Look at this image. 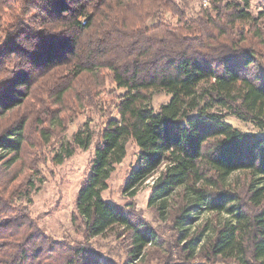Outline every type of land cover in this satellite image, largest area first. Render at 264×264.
<instances>
[{"label":"trees","instance_id":"16d2710c","mask_svg":"<svg viewBox=\"0 0 264 264\" xmlns=\"http://www.w3.org/2000/svg\"><path fill=\"white\" fill-rule=\"evenodd\" d=\"M251 2L0 0V264H264V12ZM130 143L124 188L134 198L153 178L155 221L104 197ZM90 149L82 239H56L32 195ZM202 210L229 217L190 235ZM107 235L121 254L95 241Z\"/></svg>","mask_w":264,"mask_h":264},{"label":"rangeland","instance_id":"374dc122","mask_svg":"<svg viewBox=\"0 0 264 264\" xmlns=\"http://www.w3.org/2000/svg\"><path fill=\"white\" fill-rule=\"evenodd\" d=\"M181 1V0H178ZM190 2L191 8L200 10L207 8L210 5V0H187ZM253 10L258 13L264 12V0H252ZM168 101L165 95H158L154 98L155 109L162 103ZM230 122L236 128L246 132H257L250 124H244L234 119ZM86 119L81 117L76 122L72 123L66 138L70 139L75 131H77ZM138 150L130 143L128 145V156L126 160L116 168L110 182L109 189L104 193L105 199L121 205H126L131 202L135 204L136 210L146 220L155 221L153 211L148 207L147 200L152 193V186L154 183L153 178L149 179L143 184L136 192L134 198L130 196L131 192L126 191L124 188L125 181L130 173V170L136 160ZM93 155V150L79 151L72 158L67 160L64 164L56 167L52 172H44L43 182L39 185L38 189L32 195V204L30 205L34 217L38 218L39 223L56 239H69L77 238L81 240V235L77 234L76 227L72 224V215L74 213V202L79 190L82 179L86 176L88 171V162ZM236 179V176L232 179ZM232 182V181H231ZM213 212L208 210L200 211L197 215L195 222L188 226L189 234L193 235L198 232L206 222L212 224L216 221H223L229 216L225 213L213 216ZM159 223L154 222V226ZM212 234V227L203 233V240ZM111 236V235H110ZM107 235L96 239L102 247L103 252L110 254H121V251H115L113 248L118 246L117 241ZM124 260V258H123ZM141 258L137 261H140Z\"/></svg>","mask_w":264,"mask_h":264}]
</instances>
